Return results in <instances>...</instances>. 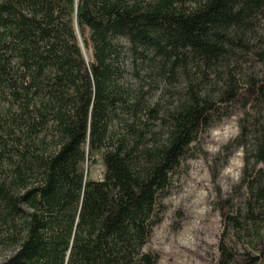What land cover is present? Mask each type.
<instances>
[{
	"label": "trees",
	"instance_id": "16d2710c",
	"mask_svg": "<svg viewBox=\"0 0 264 264\" xmlns=\"http://www.w3.org/2000/svg\"><path fill=\"white\" fill-rule=\"evenodd\" d=\"M0 104L1 264H156L170 175L233 115L213 264H264V0H0Z\"/></svg>",
	"mask_w": 264,
	"mask_h": 264
},
{
	"label": "rangeland",
	"instance_id": "374dc122",
	"mask_svg": "<svg viewBox=\"0 0 264 264\" xmlns=\"http://www.w3.org/2000/svg\"><path fill=\"white\" fill-rule=\"evenodd\" d=\"M89 56V53H88ZM159 92L152 98L157 100ZM3 106L0 104V113ZM237 115L204 131L192 145L191 157L170 175L160 200V223L153 228L146 250L157 255L156 264H213L222 229L221 214L240 206L239 188L243 152L232 144ZM88 179L98 180V165L86 167ZM13 252L0 249V264Z\"/></svg>",
	"mask_w": 264,
	"mask_h": 264
},
{
	"label": "water",
	"instance_id": "95a60500",
	"mask_svg": "<svg viewBox=\"0 0 264 264\" xmlns=\"http://www.w3.org/2000/svg\"><path fill=\"white\" fill-rule=\"evenodd\" d=\"M78 39H79V36H78ZM79 47L81 48V51H82V53H83V56L85 57V55H84V51H83V47H82V44H81L80 39H79Z\"/></svg>",
	"mask_w": 264,
	"mask_h": 264
},
{
	"label": "bare ground",
	"instance_id": "6f19581e",
	"mask_svg": "<svg viewBox=\"0 0 264 264\" xmlns=\"http://www.w3.org/2000/svg\"><path fill=\"white\" fill-rule=\"evenodd\" d=\"M85 56H86V53H85Z\"/></svg>",
	"mask_w": 264,
	"mask_h": 264
}]
</instances>
